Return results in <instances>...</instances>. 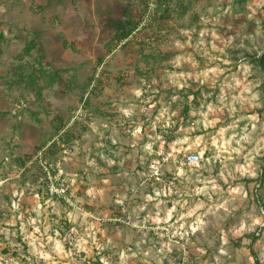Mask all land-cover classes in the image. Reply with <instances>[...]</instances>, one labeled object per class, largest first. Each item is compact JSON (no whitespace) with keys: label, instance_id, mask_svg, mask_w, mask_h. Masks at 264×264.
<instances>
[{"label":"rangeland","instance_id":"rangeland-1","mask_svg":"<svg viewBox=\"0 0 264 264\" xmlns=\"http://www.w3.org/2000/svg\"><path fill=\"white\" fill-rule=\"evenodd\" d=\"M145 9L0 0V264H264V0Z\"/></svg>","mask_w":264,"mask_h":264},{"label":"built area","instance_id":"built-area-1","mask_svg":"<svg viewBox=\"0 0 264 264\" xmlns=\"http://www.w3.org/2000/svg\"><path fill=\"white\" fill-rule=\"evenodd\" d=\"M165 0H144L145 3V17L143 19L142 22H140L138 28H143V27H147L148 24L154 19L156 18V16L161 14V8L164 4ZM137 28V29H138ZM86 117V116H84ZM201 161V157H199L198 155L192 154L190 156H187L185 158L184 164L188 165V166H193V165H197L198 163H200ZM50 194L54 195V193H57V189H55L54 185H52L49 188Z\"/></svg>","mask_w":264,"mask_h":264},{"label":"trees","instance_id":"trees-1","mask_svg":"<svg viewBox=\"0 0 264 264\" xmlns=\"http://www.w3.org/2000/svg\"><path fill=\"white\" fill-rule=\"evenodd\" d=\"M166 2V0H165ZM137 28V23L132 21V19H125V20H115L114 30H115V39L122 43L124 41H128L129 37L132 35L134 30ZM1 37H3L1 35ZM259 67H261L264 73V55L258 61ZM60 131V129H58ZM52 151L48 150L45 153V156L49 155ZM264 176V174H263Z\"/></svg>","mask_w":264,"mask_h":264},{"label":"water","instance_id":"water-1","mask_svg":"<svg viewBox=\"0 0 264 264\" xmlns=\"http://www.w3.org/2000/svg\"><path fill=\"white\" fill-rule=\"evenodd\" d=\"M264 55V53L263 54H261V56L260 57H262Z\"/></svg>","mask_w":264,"mask_h":264}]
</instances>
